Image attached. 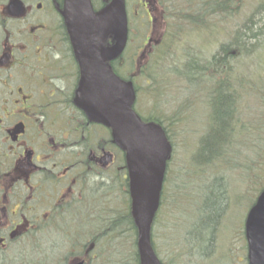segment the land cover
Returning a JSON list of instances; mask_svg holds the SVG:
<instances>
[{
    "label": "flooded vegetation",
    "instance_id": "1",
    "mask_svg": "<svg viewBox=\"0 0 264 264\" xmlns=\"http://www.w3.org/2000/svg\"><path fill=\"white\" fill-rule=\"evenodd\" d=\"M64 2L0 0V264H122L104 229L113 190L129 209L125 152L78 105L85 96ZM156 3L139 4L152 28ZM127 218L134 224L130 209Z\"/></svg>",
    "mask_w": 264,
    "mask_h": 264
},
{
    "label": "rangeland",
    "instance_id": "2",
    "mask_svg": "<svg viewBox=\"0 0 264 264\" xmlns=\"http://www.w3.org/2000/svg\"><path fill=\"white\" fill-rule=\"evenodd\" d=\"M253 3L255 0L249 1L247 8H251ZM139 4L140 0H128L132 39H130V49L125 54L128 58L135 56L138 66L142 63L139 60L141 53L145 52V48L144 50L139 49V46L145 42L142 38L146 34L151 37V41L145 45V47L147 45L151 47L153 42L164 35L167 23L166 12L161 3L158 5L162 12H159L160 16L158 13L155 15L156 20L153 28L149 26L148 19ZM247 8L246 14L248 13ZM226 29L229 31L231 28L226 25ZM138 33L139 36L134 39L133 36ZM208 35L209 32H206V36ZM227 38L228 36L225 34V37L220 36L213 41H202L200 46H205V48L198 53L203 58H209L218 47L215 41L220 43L221 40ZM262 45L259 44L253 53L245 55L239 60V71L247 80L252 77L256 87L264 88V53L260 54L259 52ZM262 50L264 52V45ZM123 62L124 60H122ZM252 67L258 72L247 71ZM139 85L135 103L136 110L138 113L148 115L155 105L159 113L166 117L168 121L166 126L173 139L172 159L166 173L167 181L160 208L163 209V212L161 215L159 213L152 227V240L156 251L158 250L159 258L164 264H247L244 221L248 210L260 193V190L256 191V185L260 189L262 188L260 185L264 183L262 178L264 155L261 156V161L256 163V169L251 173L244 167L247 160H252L250 155L248 156L246 153L243 160L241 152L236 149L239 154L237 157L233 151L238 144L235 142L232 147V142L227 141L228 145L221 151L227 160L220 161L217 157L210 163L199 162V160L202 161V157L196 156V151L200 137L207 129L210 97L207 101L204 92L202 94L197 88L191 91L188 88L183 91L181 87L184 88V85L179 84L180 88L176 92L174 91L178 93L177 95L166 91L162 94L161 101H154L149 95V88L145 83L140 80ZM172 95H174L173 99ZM239 104V115L242 117L239 127H242L243 124L249 131L248 133H251L253 126L256 125L254 122L258 120L261 111L260 101H252L242 95ZM244 106H250V109L243 114ZM173 118H179V123H173ZM244 133L245 130L241 135ZM246 137H248V147L243 146V151L246 152L251 145L254 146L258 137L255 153L261 150L264 154V149L259 144L261 141L264 145V129L255 131ZM232 163L235 168H232ZM254 175L257 178L254 179ZM111 185L112 183L109 187ZM112 192L113 194L109 196V216L107 217L111 230L104 229L106 230L104 237L108 239V246L111 248L109 250L122 254L120 258L122 263L126 261L128 264H137L132 256L128 255V258H125L129 251L136 248L135 233L128 226V219L121 218L120 221L118 220L119 225L113 223L115 222L113 220L117 219L116 213L122 216L126 212L123 205H127L128 202L119 189ZM123 220L124 224H122ZM56 234H51L49 237L55 239L58 237ZM109 250L107 253L110 255ZM231 255L232 260L229 258Z\"/></svg>",
    "mask_w": 264,
    "mask_h": 264
},
{
    "label": "trees",
    "instance_id": "3",
    "mask_svg": "<svg viewBox=\"0 0 264 264\" xmlns=\"http://www.w3.org/2000/svg\"><path fill=\"white\" fill-rule=\"evenodd\" d=\"M249 1L251 0H158L166 12L164 35L141 53L139 60L142 63L138 66L135 56H125L132 39L130 26L128 45L122 55L124 62L115 60L112 67L119 77L130 80L137 92L140 80L144 82L154 101H161L162 94L166 91L175 93L180 88L179 84L184 85V88L181 87L183 91L197 88L202 94L204 92L207 101L210 97V115L207 119V129L200 137L196 151V156L202 157L199 162L210 163L217 157L220 161L227 160L221 152L222 148L228 145L227 141L232 142V147L236 142L238 146L233 154L238 157L236 149L239 150L244 160L248 153L252 160H247L244 167L252 173V170L256 169V163H259L264 155L261 150L255 153L258 137L256 144L251 145L248 151H243V146H247L246 136L264 129V88L256 87L252 77L247 80L240 74L239 60L253 53L259 44L264 45V0H255L251 8H247ZM93 5H98L96 0H93ZM226 25L231 28L229 31ZM206 32H209L208 36ZM225 34L228 38L220 43L215 41L218 47L209 58L200 56L198 52L205 48L200 46L202 41H213L220 36L225 37ZM138 36L139 33L133 37L135 39ZM141 42L142 40L140 44ZM262 46L260 54L264 53ZM247 71L258 72L253 67ZM242 95L252 101H260L261 105L259 118L254 122L256 125L254 124L251 133H248L243 124L239 127L242 119L239 115ZM171 98L173 99L174 95ZM248 109L250 106H244L243 114ZM139 115L144 121L160 124L170 142H173L166 126L168 121L155 105L148 115L140 112ZM179 121V118H173V123ZM244 130V135H241ZM259 144L264 149L261 141ZM262 163L264 164V158ZM241 165L243 166V163ZM233 167L235 168L232 163ZM255 178L257 177L254 175ZM262 178L264 179V175Z\"/></svg>",
    "mask_w": 264,
    "mask_h": 264
},
{
    "label": "water",
    "instance_id": "4",
    "mask_svg": "<svg viewBox=\"0 0 264 264\" xmlns=\"http://www.w3.org/2000/svg\"><path fill=\"white\" fill-rule=\"evenodd\" d=\"M61 13L81 69L78 94L85 97L78 105L92 121L109 126L114 141L126 152L140 264H160L151 247L150 229L171 145L158 124L143 122L134 112L132 83L118 78L109 64L127 43L125 0H110L96 12L90 0H65ZM109 37L114 43L108 46ZM245 229L249 264H264V190L247 215Z\"/></svg>",
    "mask_w": 264,
    "mask_h": 264
}]
</instances>
